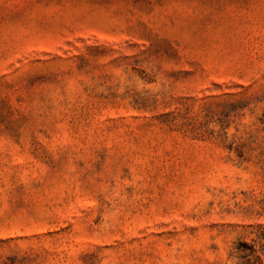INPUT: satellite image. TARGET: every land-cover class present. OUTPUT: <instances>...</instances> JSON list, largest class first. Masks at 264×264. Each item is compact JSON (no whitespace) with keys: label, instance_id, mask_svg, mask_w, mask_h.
Listing matches in <instances>:
<instances>
[{"label":"rangeland","instance_id":"374dc122","mask_svg":"<svg viewBox=\"0 0 264 264\" xmlns=\"http://www.w3.org/2000/svg\"><path fill=\"white\" fill-rule=\"evenodd\" d=\"M0 264H264V0H0Z\"/></svg>","mask_w":264,"mask_h":264}]
</instances>
